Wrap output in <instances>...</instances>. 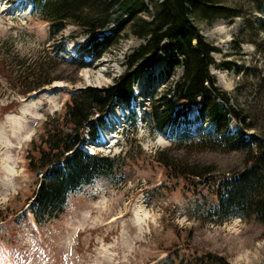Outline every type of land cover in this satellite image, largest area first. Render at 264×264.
I'll return each mask as SVG.
<instances>
[{
    "label": "rangeland",
    "instance_id": "1",
    "mask_svg": "<svg viewBox=\"0 0 264 264\" xmlns=\"http://www.w3.org/2000/svg\"><path fill=\"white\" fill-rule=\"evenodd\" d=\"M223 2L237 15L196 24L204 39L218 49L210 72L240 110V120H231V131L243 124L244 116L245 134H261L264 32L248 20L264 19V13L251 0ZM30 12L28 0H0V59L24 57L29 62L42 57L44 77L53 78L24 96L18 93L14 75L10 81L0 75V264H264V224L239 215L218 222L205 217L195 196L201 190L211 199L210 188L194 179L190 186L187 179L165 169L167 161L201 172L196 178L203 180L235 172L248 163L244 150L173 144L168 134L148 127L150 105L182 74L181 65L167 71L165 50L158 53L153 71H143L135 83L138 92L131 101L138 117L135 127H125V115H120L110 139L85 146L99 154L120 153L121 167L109 179H95L70 193L58 217L36 223L27 209L35 187V177L27 168L34 153L32 142L38 143L49 126L66 130L63 113L70 93L113 85L128 69L127 55L144 40L126 27L90 66L77 68L69 60L88 36L82 32L74 36V26L68 25L50 37L48 23ZM114 25L103 33H110ZM63 45L65 52H60ZM193 106L192 130L197 124L209 129ZM116 110L121 109L114 102L107 111L112 113L107 114L109 123Z\"/></svg>",
    "mask_w": 264,
    "mask_h": 264
},
{
    "label": "trees",
    "instance_id": "2",
    "mask_svg": "<svg viewBox=\"0 0 264 264\" xmlns=\"http://www.w3.org/2000/svg\"><path fill=\"white\" fill-rule=\"evenodd\" d=\"M31 15L48 23L49 35L60 34L68 25L88 38L69 60L77 68L91 65V60L116 43L126 27L144 40L127 55L128 69L110 86L86 87L70 93L63 117L68 128L49 126L39 142H32L34 152L28 157L27 168L35 177V187L28 198L29 211L38 224L58 217L64 211L67 196L95 179H109L119 169L120 153L108 155L88 153L84 148L99 137V128H106L107 109L125 104L129 114L126 127L136 125L137 115L131 106L133 87L143 71L151 73L161 50L168 52L167 71L182 67L178 80L171 83L161 96L154 99L146 114V124L152 130L170 136L173 144L189 142L209 148L244 150L247 164L219 178L207 176L200 180L197 172L176 167L166 161L168 173L210 188L212 198L198 190L197 207L205 217L221 221L230 215L254 217L264 224V132L245 134V117L231 131V120H240V110L231 103L229 94L217 85L210 67L215 64L213 52L218 49L200 34L196 21L211 24L218 17H232L237 11L223 0H28ZM253 7L264 13V0H251ZM125 15V16H124ZM264 32V19L255 16L248 22ZM111 23V32L103 33ZM163 43H165L163 45ZM163 45V49L161 48ZM63 45L59 51L65 52ZM87 56L88 60L84 61ZM0 59V75L7 81L16 78L18 93L27 95L51 83L44 77L46 62L39 57L26 62ZM15 82V81H14ZM196 104L198 119L209 126L189 125L190 110ZM85 135L90 140L85 139ZM193 191H197L192 187Z\"/></svg>",
    "mask_w": 264,
    "mask_h": 264
},
{
    "label": "bare ground",
    "instance_id": "3",
    "mask_svg": "<svg viewBox=\"0 0 264 264\" xmlns=\"http://www.w3.org/2000/svg\"><path fill=\"white\" fill-rule=\"evenodd\" d=\"M96 80H100V77L96 78ZM87 81H89V80H87ZM135 92H138V87H136ZM120 114H121V111L120 110H116L114 112V114L112 115V117L110 118V123H109V120H108V127L106 129H101V135H100L101 139L102 138L103 139L104 138H107V139L111 138L113 132L115 131L116 125L118 123V120L120 119Z\"/></svg>",
    "mask_w": 264,
    "mask_h": 264
}]
</instances>
